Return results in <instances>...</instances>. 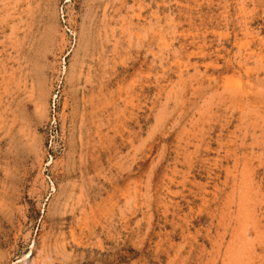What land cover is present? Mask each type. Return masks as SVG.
<instances>
[{"label":"rangeland","instance_id":"obj_1","mask_svg":"<svg viewBox=\"0 0 264 264\" xmlns=\"http://www.w3.org/2000/svg\"><path fill=\"white\" fill-rule=\"evenodd\" d=\"M0 264H264V0H0Z\"/></svg>","mask_w":264,"mask_h":264}]
</instances>
